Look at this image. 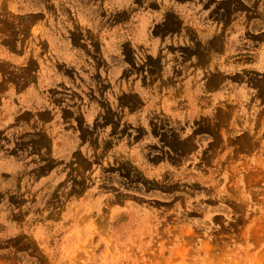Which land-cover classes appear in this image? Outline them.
I'll list each match as a JSON object with an SVG mask.
<instances>
[{"label":"rangeland","instance_id":"1","mask_svg":"<svg viewBox=\"0 0 264 264\" xmlns=\"http://www.w3.org/2000/svg\"><path fill=\"white\" fill-rule=\"evenodd\" d=\"M30 31L47 67H0V264H264V0H0Z\"/></svg>","mask_w":264,"mask_h":264},{"label":"crops","instance_id":"2","mask_svg":"<svg viewBox=\"0 0 264 264\" xmlns=\"http://www.w3.org/2000/svg\"><path fill=\"white\" fill-rule=\"evenodd\" d=\"M31 31L37 22L40 25L41 17H32ZM19 20H23L19 18ZM31 22L29 17L24 18ZM28 33L26 38L16 37L14 39H3L0 36V67H47V55L45 42L38 34Z\"/></svg>","mask_w":264,"mask_h":264},{"label":"bare ground","instance_id":"3","mask_svg":"<svg viewBox=\"0 0 264 264\" xmlns=\"http://www.w3.org/2000/svg\"><path fill=\"white\" fill-rule=\"evenodd\" d=\"M178 56V55H177ZM174 60V59H173ZM71 76H72V74H71Z\"/></svg>","mask_w":264,"mask_h":264}]
</instances>
